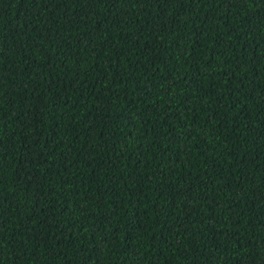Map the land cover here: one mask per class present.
<instances>
[{
    "label": "trees",
    "instance_id": "16d2710c",
    "mask_svg": "<svg viewBox=\"0 0 264 264\" xmlns=\"http://www.w3.org/2000/svg\"><path fill=\"white\" fill-rule=\"evenodd\" d=\"M0 264H264V0H0Z\"/></svg>",
    "mask_w": 264,
    "mask_h": 264
}]
</instances>
